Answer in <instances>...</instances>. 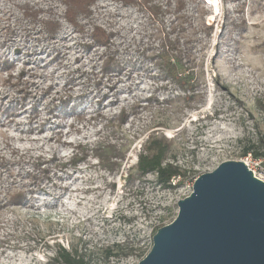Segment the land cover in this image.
<instances>
[{"label":"rangeland","instance_id":"1","mask_svg":"<svg viewBox=\"0 0 264 264\" xmlns=\"http://www.w3.org/2000/svg\"><path fill=\"white\" fill-rule=\"evenodd\" d=\"M90 11L88 20L65 0H0V264H48L58 246L92 250L95 264H139L104 263L99 250L149 251L199 176L243 162L251 146L264 152V0H98ZM53 18L62 27L50 41ZM168 38L194 57L177 69L190 80L158 58L177 57ZM153 133L175 141L187 172L175 190L152 174L124 183ZM31 183L41 191L13 206Z\"/></svg>","mask_w":264,"mask_h":264},{"label":"water","instance_id":"2","mask_svg":"<svg viewBox=\"0 0 264 264\" xmlns=\"http://www.w3.org/2000/svg\"><path fill=\"white\" fill-rule=\"evenodd\" d=\"M139 264H264V182L244 162L202 174Z\"/></svg>","mask_w":264,"mask_h":264},{"label":"trees","instance_id":"3","mask_svg":"<svg viewBox=\"0 0 264 264\" xmlns=\"http://www.w3.org/2000/svg\"><path fill=\"white\" fill-rule=\"evenodd\" d=\"M67 7L69 9V14L71 16H74L75 14H79L84 16L86 19L90 20L92 13L90 11V7L95 4L98 0H65ZM116 1V0H113ZM125 3H134L142 0H118ZM33 11V9L31 10ZM44 11L41 9H36L33 12V15H35V19L33 22H36L38 16L43 14ZM32 15V16H33ZM54 20L47 19V23L50 24L52 27V32H50V41H53L59 31L61 30V23L59 20L53 18ZM96 32H99L100 34H103L107 37H109L108 34L104 32L103 29H100L96 27ZM97 37H101L100 35ZM169 39V38H168ZM171 45L176 51V56H170L169 49H163L162 53L158 55V58L163 63L165 70L167 74H170L174 79H177L178 82L181 83L183 79H189L178 77L177 69L178 66H184L183 62L184 59H187L188 61L192 62L194 60V57L188 53L189 48L186 46H180L179 40L174 39L170 40ZM183 47V48H182ZM189 54V55H188ZM187 68H190L188 65ZM186 85H190L189 81H186ZM137 114V113H135ZM124 119L125 113H124ZM99 119L105 120L104 117L98 116ZM98 119V118H97ZM123 119V120H124ZM123 120L117 124L116 131L122 130V123ZM115 123L112 120L107 121V124ZM98 132V134H100ZM117 145V144H115ZM113 146V145H111ZM115 147V146H114ZM99 148V147H98ZM252 153L255 158L264 157V152H261L258 148H255V146H251L246 149L245 154ZM13 155H18L21 157L22 160H27L29 163L32 161L33 164L40 165V161L43 160L42 157L33 158L30 157L24 153H20L19 150H14L12 152ZM178 150L175 146V141L173 139H169L165 137L164 135H159L157 133L151 134L148 139L145 141V143L141 147V151L138 155V162L137 165L130 168L129 172L127 173V177L124 179L125 184H132L135 182H143L148 175H154L155 181L157 185L162 190H175L180 185H182V181L186 179L187 172L178 164ZM4 157H2L3 162ZM115 157V159H117ZM54 161L56 160V157H52ZM99 160L101 158H98ZM121 159V157H120ZM36 165V166H37ZM49 170H46L43 175H45L46 179H49L48 172ZM176 179H180L179 182L174 185L173 181ZM41 189L39 187V184L31 183L23 188H21L18 193L15 195V198L10 201V203L13 204V206L16 205H26L29 206V203L32 201L33 197L40 192ZM164 227L163 225H160L153 229L152 232V241H151V247L149 251H144L142 248H131L127 242H124L122 244H115L113 246L103 247L99 250L100 255L102 256V259L104 260V263H107L112 258H127L131 256H136L140 260H143L148 253L151 251L152 245H153V236L157 233V231ZM89 252V254H88ZM96 255L95 252H92V250H87V248H82L81 251L72 248L71 250H68L66 248L58 246V249L55 251V255L49 259L48 264H95L92 258Z\"/></svg>","mask_w":264,"mask_h":264},{"label":"built area","instance_id":"4","mask_svg":"<svg viewBox=\"0 0 264 264\" xmlns=\"http://www.w3.org/2000/svg\"><path fill=\"white\" fill-rule=\"evenodd\" d=\"M243 162L252 171L255 178L264 182V157L255 158L252 153H249L245 156ZM179 180H174L173 184L176 185Z\"/></svg>","mask_w":264,"mask_h":264},{"label":"bare ground","instance_id":"5","mask_svg":"<svg viewBox=\"0 0 264 264\" xmlns=\"http://www.w3.org/2000/svg\"><path fill=\"white\" fill-rule=\"evenodd\" d=\"M41 9V8H40ZM42 10V9H41ZM62 25V24H61ZM61 32V31H60ZM16 151V150H15ZM25 153V152H24ZM31 206V205H30Z\"/></svg>","mask_w":264,"mask_h":264}]
</instances>
